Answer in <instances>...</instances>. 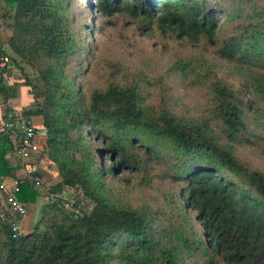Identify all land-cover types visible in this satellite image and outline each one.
I'll return each instance as SVG.
<instances>
[{
    "label": "trees",
    "instance_id": "16d2710c",
    "mask_svg": "<svg viewBox=\"0 0 264 264\" xmlns=\"http://www.w3.org/2000/svg\"><path fill=\"white\" fill-rule=\"evenodd\" d=\"M3 1L15 9L11 47L43 83L37 107L22 115L38 117L47 133L42 156L60 176L51 190L82 195L71 207L49 200L17 240L0 218V264H264V170L238 154L262 138L254 127L264 130V0L89 2L102 28L126 15L162 47L173 39L195 49L174 55L168 76L161 66L121 67L130 83L108 80L89 92L80 77L96 31L89 18L73 24L74 0ZM222 64L240 82L221 74ZM172 75L200 96L193 114L171 106ZM15 133L0 131V183L20 169L8 158ZM133 179L156 197L136 206L110 193L111 182ZM39 198L25 180L18 199L33 206Z\"/></svg>",
    "mask_w": 264,
    "mask_h": 264
},
{
    "label": "rangeland",
    "instance_id": "374dc122",
    "mask_svg": "<svg viewBox=\"0 0 264 264\" xmlns=\"http://www.w3.org/2000/svg\"><path fill=\"white\" fill-rule=\"evenodd\" d=\"M89 2L95 6V0H74L73 5H71L73 24L76 27H81L85 20L89 18V21L92 23L91 25L94 26L96 31L95 35L89 37L92 50L87 63L90 61L91 66L80 77L86 92H89L91 89L105 87L108 80H114L122 84L130 83L133 77L131 78L130 74L124 73V70L120 69L121 67L136 70L135 68L138 67L147 69V65H152L153 68L156 66L155 70H157V66H161L162 69L157 70V72L168 76L169 71L164 66L168 62H174V55H185L188 52L195 51L193 47L187 48V46L173 39H167V47H162L158 43V34H150L147 31L141 33L140 29L126 15L115 26L104 23L102 24V28L98 22H94L93 15L95 13L90 10L91 6ZM213 2L216 1L213 0ZM77 64L75 61L71 63V74L73 76H75L76 69L79 68ZM231 68L230 64H222L218 67V71L230 80L236 83L240 82L241 77L237 71ZM32 70L35 72L37 78L36 71L34 68ZM136 74L134 73L132 76ZM36 78L33 84L36 87V93L40 94L43 91V83L37 82ZM171 81V91L169 92L173 97V102L170 103L171 106L181 114H193L192 105L201 104L202 100L200 96L188 89L185 84L179 83L180 79L178 75H172ZM148 91L150 92L149 99L152 102H156L158 100V92L154 82L151 81ZM254 129L258 131L257 134L261 135L262 138L256 140V144L239 147L238 154L250 165L264 170V130L262 131L261 128L256 127ZM43 159L45 157L37 158L39 163ZM106 162L109 165L110 159L107 158ZM45 167L47 173L36 171V174L44 180L45 185L47 183L50 186H55L49 181V177L55 173L49 164L46 163ZM158 182L164 188L161 181ZM46 186L50 189L53 188L48 185ZM109 190L110 193L114 194L115 198L136 206L143 203L144 200L154 199L158 192V190L153 189L144 190L139 182L134 179L132 181L116 180L111 182ZM40 197L42 198L41 201L33 205L36 208L27 206L28 217L23 224V235L30 233L34 229L38 222L41 206L48 203L44 194H40Z\"/></svg>",
    "mask_w": 264,
    "mask_h": 264
},
{
    "label": "crops",
    "instance_id": "0c3cea01",
    "mask_svg": "<svg viewBox=\"0 0 264 264\" xmlns=\"http://www.w3.org/2000/svg\"><path fill=\"white\" fill-rule=\"evenodd\" d=\"M14 16L15 9L9 8L5 1L0 0V53L6 54L10 58L8 67L0 70V86H2V88L5 87V91L0 93V99L4 102L5 106L0 114V131L11 130L12 132H15V130L7 127L10 117L23 116L22 114L25 111L34 110L39 102L36 98V92L32 90L31 83L28 82V80L32 81L36 78L35 72L30 65L25 63L22 58L14 52L10 44L15 33ZM31 122L35 126H39L41 120L38 117H33ZM10 124H13V122H10ZM8 158L12 163L19 164L20 169L16 177H23L26 174L30 175L33 171L47 173L45 167L47 163L55 173L49 177V181L55 186L60 183V176L56 166L47 158L43 159L41 163L38 162L37 158L28 162H22L17 154L13 152L8 155ZM46 185L54 187L47 183ZM41 199L40 197L38 201H41ZM2 205L4 206L3 197H0V208H2ZM31 207L36 208L33 206Z\"/></svg>",
    "mask_w": 264,
    "mask_h": 264
},
{
    "label": "built area",
    "instance_id": "2783aa9c",
    "mask_svg": "<svg viewBox=\"0 0 264 264\" xmlns=\"http://www.w3.org/2000/svg\"><path fill=\"white\" fill-rule=\"evenodd\" d=\"M10 64V58L3 53H0V70L5 69ZM5 108L4 102L0 99V114ZM16 120V124L7 125L8 128L18 130L15 134L17 143L16 154L22 162H28L34 158L42 156L47 149L46 139L47 133L45 130L38 129L30 120L24 116H11L10 120ZM28 180L34 184L35 189L46 196L49 201L65 199L67 207H71L75 203L77 195L82 193L76 192L73 188H65L60 192H52L45 185L44 180L39 175H24L4 180L0 183V197H3L4 206L0 208V218L5 220L7 217L9 225V237L13 240L19 239L23 235V224L28 215L27 205L18 199V194L21 193L22 184Z\"/></svg>",
    "mask_w": 264,
    "mask_h": 264
},
{
    "label": "water",
    "instance_id": "95a60500",
    "mask_svg": "<svg viewBox=\"0 0 264 264\" xmlns=\"http://www.w3.org/2000/svg\"><path fill=\"white\" fill-rule=\"evenodd\" d=\"M8 122H13L14 124H16V120L13 119V120H8Z\"/></svg>",
    "mask_w": 264,
    "mask_h": 264
}]
</instances>
